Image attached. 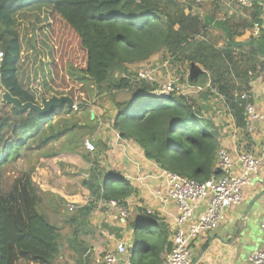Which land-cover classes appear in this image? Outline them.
<instances>
[{"label": "trees", "instance_id": "trees-1", "mask_svg": "<svg viewBox=\"0 0 264 264\" xmlns=\"http://www.w3.org/2000/svg\"><path fill=\"white\" fill-rule=\"evenodd\" d=\"M200 4L194 0H0V88L22 101L36 102L34 92L19 80L21 44L15 20L29 10L49 11L60 69L82 85L105 83L108 91L130 93V98L109 114V124L119 136L136 144L163 169L198 181L210 179L217 174L216 126L201 115L191 93H172L151 102L147 113H141L142 104L149 102L150 92L158 84L137 79V70L128 66L158 53L163 63L187 65V84L203 87L208 82L223 97L236 125L244 128L246 101L241 96L264 74V32L246 40L243 36L259 19L262 8L255 3L252 8L239 7L228 18H202L193 11ZM67 64L74 73L66 70ZM200 93L217 98L209 88ZM72 111L62 105L41 115L1 102L0 183L9 162L40 152L65 136L68 125L58 126L55 120ZM101 146L98 142V149ZM85 184L104 201L123 202L134 191L129 180L95 166ZM38 196L29 173L17 179L7 194L1 192L0 184V264H17L18 260L53 264L60 253L59 229L36 211ZM142 216L144 224L136 223L141 225L142 244L130 262L160 264L167 232L154 216L145 212ZM152 224L164 235L151 241L147 231Z\"/></svg>", "mask_w": 264, "mask_h": 264}, {"label": "crops", "instance_id": "crops-1", "mask_svg": "<svg viewBox=\"0 0 264 264\" xmlns=\"http://www.w3.org/2000/svg\"><path fill=\"white\" fill-rule=\"evenodd\" d=\"M255 3L264 8V0H255ZM251 86L249 100L263 118L253 121L249 130L236 126L243 131L242 136L220 132L219 148H225L232 155L243 151L257 156L264 155V74L258 76ZM112 92L118 103L128 99H117L123 91ZM105 116V121L94 134L96 150H82L79 155L67 154L69 158L65 160L66 156L54 157L62 153L61 150L47 157V150L42 149L40 157L50 160L40 165L31 175L39 191L36 211L57 226L60 232V253L53 264H63V260L67 261L65 264H104V255L115 250L118 243H124L126 251L118 255L115 263L122 264L142 244L139 236L141 225L136 223L144 221L141 217L143 212L148 214L147 210L151 211L148 215L154 216L158 226L167 232V240L172 239L177 209L172 203L163 209L150 194V190H161L164 186L165 181L158 175L159 165L145 157L136 144L121 138L109 124L112 118ZM92 119V116L89 117L90 121ZM97 141L102 144L101 150L98 149ZM60 159L68 163L65 168L56 165ZM93 166L129 180L134 191L125 200L129 208L127 218L119 215L103 199L96 198L86 186ZM74 170H80L76 176L82 182L77 183V178L73 177ZM69 205L73 206L72 210L68 209ZM204 208L205 204L199 203L195 215L200 214ZM263 218L264 159L252 183L244 188L243 200L227 210L216 228L201 232L191 240V264H248L249 255L258 250L263 239L260 228ZM147 234L152 241L164 235V231L152 224ZM166 245L164 251L160 252V262L167 255Z\"/></svg>", "mask_w": 264, "mask_h": 264}, {"label": "rangeland", "instance_id": "rangeland-1", "mask_svg": "<svg viewBox=\"0 0 264 264\" xmlns=\"http://www.w3.org/2000/svg\"><path fill=\"white\" fill-rule=\"evenodd\" d=\"M236 10H240L239 6L229 0L206 1L201 3L200 6L195 5L193 8V11L202 18L214 15L218 19L228 18ZM52 22L49 11L43 12V10L36 9L26 11L16 17L15 30L21 44L19 80L25 88L34 92L37 103H40L41 93L46 97L52 94L65 95L75 102L77 109L73 108L71 113L63 114L55 120L56 125L66 124L70 130L65 136L51 142L44 148L48 152L47 157L53 156L49 154H55L56 151L61 150L62 153L54 157L63 158L67 154L79 155L83 152L82 150H86L84 147L85 139L89 138L95 141L94 134L101 127V123L105 121V114L111 116V113L119 108L117 107L119 103L114 99L115 93L111 90L108 91L105 83L101 85L85 83V85H82L60 69L57 64L58 57L55 50L56 44ZM0 52H2L1 49ZM161 58L162 55L158 53L147 60L128 66L131 71H136L141 67L151 69L155 75V82L160 87L173 78H178L180 85L187 84L188 66L183 64L180 67V65L174 63H163ZM66 70L74 73L69 64H67ZM203 83L202 81L201 84ZM46 85L50 89L46 90ZM191 86L193 85L189 83V87L185 88L184 91L191 93L189 95L192 96L196 108L200 109L204 118H208L213 122L219 134L224 132L242 136L243 131L240 128L237 129L236 120L232 117V113L222 97L216 96L217 99L208 93H200L201 91L192 92ZM130 96L129 92L123 91L117 96V99H129ZM145 106H143L145 109L143 112L147 113L150 104L147 107ZM91 116L93 119L90 121L89 117ZM81 122L83 124H80ZM40 156L41 152H36L24 159L20 158L5 165L1 174V192L7 194L11 191L16 180L22 178L23 174L29 173L31 176L40 165H44L50 160V158ZM65 158V160H68L69 156ZM63 160L60 159L59 162H56V165L65 168L68 163ZM73 164H75V161ZM73 172H75L73 177L77 178L76 175H79L80 170H74ZM76 180L77 183L82 182L78 178ZM66 262V260L62 261L63 264ZM17 264L25 263L18 260ZM26 264L34 263L26 262Z\"/></svg>", "mask_w": 264, "mask_h": 264}, {"label": "built area", "instance_id": "built-area-1", "mask_svg": "<svg viewBox=\"0 0 264 264\" xmlns=\"http://www.w3.org/2000/svg\"><path fill=\"white\" fill-rule=\"evenodd\" d=\"M206 1L218 0H194V3L200 4ZM229 1L236 3L240 8H252L255 4V0ZM262 32H264V8H262L259 19L252 23L243 38L246 40L250 36L257 37ZM2 60L3 53L0 52V68ZM136 77L149 82L156 81L152 70L143 67L136 71ZM187 87H189L188 84L180 85L179 79L173 78L161 87L158 84L150 92L151 99L149 102H145L142 105L147 107L151 102H158L160 98H167L172 93L185 95L187 92L184 89ZM203 88H209L213 94L222 97L208 82L203 87L200 85L193 86L191 90L192 92H200ZM241 98L246 101L242 112L244 128L249 130L252 122L262 119L263 116L256 112L248 94H243ZM72 108L77 109L76 104ZM143 110H145L144 107L141 113H145ZM84 146L87 150L94 151L96 144L87 138L84 141ZM263 159L264 155L257 156L245 151L232 155L228 150L220 147L216 152L214 168L217 174L205 181L178 175L159 166L158 175L165 181L164 186L161 190H150V194L161 204L163 209L170 203L174 204L177 209V215L174 220V232L171 239V251L160 264H191L192 258L189 246L191 240L201 232L216 228L224 219L227 210L243 200L244 188L252 183L253 176L259 171ZM201 202L205 204V208L200 214L195 215V208ZM105 203L113 207L123 218H127L129 215L126 201L109 200ZM68 209L72 210L73 206L69 205ZM147 213L149 214L151 211L147 210ZM260 228L263 232V239L258 250L249 255L248 264H264V218L260 223ZM125 251L126 244L118 243L115 250L104 255V264H115L118 255ZM122 264L132 263L129 258H126L122 261Z\"/></svg>", "mask_w": 264, "mask_h": 264}, {"label": "water", "instance_id": "water-1", "mask_svg": "<svg viewBox=\"0 0 264 264\" xmlns=\"http://www.w3.org/2000/svg\"><path fill=\"white\" fill-rule=\"evenodd\" d=\"M0 92V103L4 102L9 104L11 107L18 110H35L41 115L50 113L54 108L60 107L62 105H67L69 108H72L75 102L68 96L52 94L49 97L40 94V103L32 101H22L17 96L12 95L8 89L1 87ZM172 241L169 240L166 245V253L168 254L171 251Z\"/></svg>", "mask_w": 264, "mask_h": 264}]
</instances>
